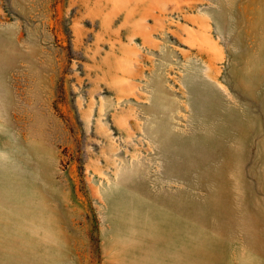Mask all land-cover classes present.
<instances>
[{"label":"rangeland","instance_id":"374dc122","mask_svg":"<svg viewBox=\"0 0 264 264\" xmlns=\"http://www.w3.org/2000/svg\"><path fill=\"white\" fill-rule=\"evenodd\" d=\"M0 264H264V0H0Z\"/></svg>","mask_w":264,"mask_h":264}]
</instances>
